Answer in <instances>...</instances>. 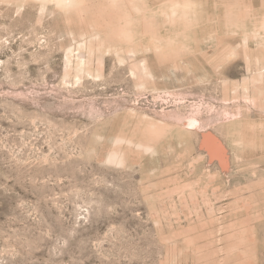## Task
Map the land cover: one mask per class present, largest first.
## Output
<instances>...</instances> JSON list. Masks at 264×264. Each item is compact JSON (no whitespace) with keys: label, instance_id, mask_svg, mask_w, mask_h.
<instances>
[{"label":"rangeland","instance_id":"rangeland-1","mask_svg":"<svg viewBox=\"0 0 264 264\" xmlns=\"http://www.w3.org/2000/svg\"><path fill=\"white\" fill-rule=\"evenodd\" d=\"M0 264H264V0H0Z\"/></svg>","mask_w":264,"mask_h":264}]
</instances>
